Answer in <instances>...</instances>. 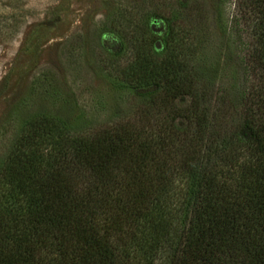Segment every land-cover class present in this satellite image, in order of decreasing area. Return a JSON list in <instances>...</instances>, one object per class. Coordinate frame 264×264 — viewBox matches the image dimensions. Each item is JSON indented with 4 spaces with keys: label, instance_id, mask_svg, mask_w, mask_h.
Wrapping results in <instances>:
<instances>
[{
    "label": "trees",
    "instance_id": "1",
    "mask_svg": "<svg viewBox=\"0 0 264 264\" xmlns=\"http://www.w3.org/2000/svg\"><path fill=\"white\" fill-rule=\"evenodd\" d=\"M160 1L151 25L171 39L173 18L188 9ZM235 5L254 43L234 16L245 85L230 99L225 90L217 108L189 63L161 56L155 42L134 52L143 73L132 84L154 87L131 93L143 104L140 120L78 129L42 112L12 130L0 162V264H264V0ZM105 42L111 55L132 45ZM161 94L191 104L180 113L184 126L162 129L156 159L142 123ZM176 171L183 193L172 205Z\"/></svg>",
    "mask_w": 264,
    "mask_h": 264
},
{
    "label": "rangeland",
    "instance_id": "2",
    "mask_svg": "<svg viewBox=\"0 0 264 264\" xmlns=\"http://www.w3.org/2000/svg\"><path fill=\"white\" fill-rule=\"evenodd\" d=\"M167 1L179 7L183 3L188 9L183 21L173 18L176 33L171 39H166L165 27L156 31L151 25L160 0H0V162L9 149L12 130L34 114L58 116L78 129H101L143 118L136 115L143 104L131 93H150L154 87L133 85L143 73L134 52L147 54L156 44L161 56L189 63V69L195 70L209 94L210 108H217L216 100H224L226 92L230 99L232 88H242L245 80L238 68L240 44H234L235 37L233 41V17L240 22L243 40L254 43V34L253 27L241 19L242 11L237 12L235 0ZM154 31L159 32L157 37ZM108 36L130 40L128 53L118 45L111 55L105 48ZM126 76L131 82L122 80ZM190 104V98L172 102L161 94L158 110L142 123L153 155L163 130L173 124L184 126L180 113ZM155 158H161L160 152ZM171 179L175 205V197L180 200L183 193V178L176 171ZM125 241L131 242L130 237Z\"/></svg>",
    "mask_w": 264,
    "mask_h": 264
}]
</instances>
